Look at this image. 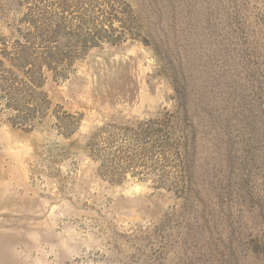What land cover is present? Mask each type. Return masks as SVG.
<instances>
[{
    "label": "rangeland",
    "instance_id": "1",
    "mask_svg": "<svg viewBox=\"0 0 264 264\" xmlns=\"http://www.w3.org/2000/svg\"><path fill=\"white\" fill-rule=\"evenodd\" d=\"M0 264H264V0H0Z\"/></svg>",
    "mask_w": 264,
    "mask_h": 264
}]
</instances>
